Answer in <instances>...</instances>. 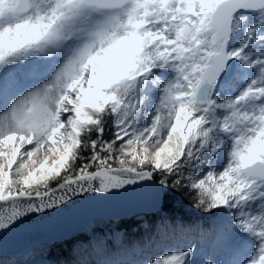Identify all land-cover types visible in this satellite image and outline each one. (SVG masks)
<instances>
[{"label":"snow or ice","instance_id":"snow-or-ice-1","mask_svg":"<svg viewBox=\"0 0 264 264\" xmlns=\"http://www.w3.org/2000/svg\"><path fill=\"white\" fill-rule=\"evenodd\" d=\"M145 187L264 264V0H0V235Z\"/></svg>","mask_w":264,"mask_h":264},{"label":"trees","instance_id":"trees-1","mask_svg":"<svg viewBox=\"0 0 264 264\" xmlns=\"http://www.w3.org/2000/svg\"><path fill=\"white\" fill-rule=\"evenodd\" d=\"M217 225L218 218L199 212L180 194L168 201L163 212L98 220L81 235L44 246L40 260H34L30 250L18 256H0V264H143L148 257L189 245L196 250L191 257L196 264L209 260L227 264L231 255L213 241Z\"/></svg>","mask_w":264,"mask_h":264},{"label":"water","instance_id":"water-1","mask_svg":"<svg viewBox=\"0 0 264 264\" xmlns=\"http://www.w3.org/2000/svg\"><path fill=\"white\" fill-rule=\"evenodd\" d=\"M159 206L148 188H135L122 195L102 198L93 195L77 200L64 211L42 216L0 235V256H16L40 245L81 235L97 220L114 221L137 215H153Z\"/></svg>","mask_w":264,"mask_h":264},{"label":"rangeland","instance_id":"rangeland-1","mask_svg":"<svg viewBox=\"0 0 264 264\" xmlns=\"http://www.w3.org/2000/svg\"><path fill=\"white\" fill-rule=\"evenodd\" d=\"M96 223V222H95ZM94 223V224H95ZM93 223L91 224V225H94ZM90 225V226H91ZM96 235V234H95ZM46 245H49V244H44V245H40V246H38V247H36V248H34V249H32L31 250V252L32 253H34L35 254V258H34V260H40V259H42L43 257H44V254H45V249H43L44 248V246H46ZM35 262V261H34ZM33 263V262H32Z\"/></svg>","mask_w":264,"mask_h":264}]
</instances>
